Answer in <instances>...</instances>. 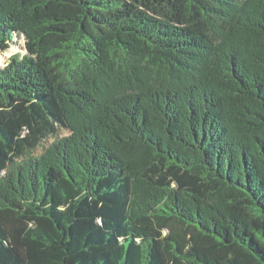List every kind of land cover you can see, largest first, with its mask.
<instances>
[{
	"label": "trees",
	"instance_id": "trees-1",
	"mask_svg": "<svg viewBox=\"0 0 264 264\" xmlns=\"http://www.w3.org/2000/svg\"><path fill=\"white\" fill-rule=\"evenodd\" d=\"M0 264H264V0H0Z\"/></svg>",
	"mask_w": 264,
	"mask_h": 264
},
{
	"label": "rangeland",
	"instance_id": "rangeland-1",
	"mask_svg": "<svg viewBox=\"0 0 264 264\" xmlns=\"http://www.w3.org/2000/svg\"><path fill=\"white\" fill-rule=\"evenodd\" d=\"M25 42L23 38L19 39L16 44H13L11 48L6 50H0V66L4 65L11 56L20 53L25 55Z\"/></svg>",
	"mask_w": 264,
	"mask_h": 264
}]
</instances>
